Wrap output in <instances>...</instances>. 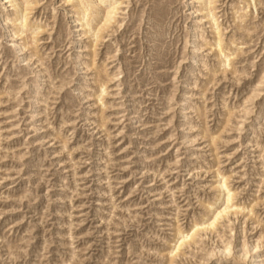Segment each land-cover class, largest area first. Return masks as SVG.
Masks as SVG:
<instances>
[{"label": "rangeland", "instance_id": "obj_1", "mask_svg": "<svg viewBox=\"0 0 264 264\" xmlns=\"http://www.w3.org/2000/svg\"><path fill=\"white\" fill-rule=\"evenodd\" d=\"M25 3L21 34L0 0V264H264V0L213 3L225 66L200 0L93 2L89 31Z\"/></svg>", "mask_w": 264, "mask_h": 264}, {"label": "bare ground", "instance_id": "obj_2", "mask_svg": "<svg viewBox=\"0 0 264 264\" xmlns=\"http://www.w3.org/2000/svg\"><path fill=\"white\" fill-rule=\"evenodd\" d=\"M68 1L74 2L73 5L77 9V13L80 16V18H78V19L83 21V22L81 21V24H82L81 26L84 27V30L89 31V29L93 25V22L97 18V15L99 14L100 11L97 9H93L94 11H93L92 17L89 16L90 18L88 20H84V17H87L86 15H87L88 11L92 10V9L91 10H89V9L93 7V2H97V4L95 6H96V8H99L102 1H106V0H88V2H86L87 0H85V2L83 0H68ZM215 1L216 0H200V2L202 4L201 10H203L202 14L204 17L205 27L210 28L212 33H213V41L211 42V44H209L210 50L215 53L216 58L218 59L219 65L225 66V65L230 64L228 62L230 61V55L232 53L226 52L227 48H225L223 45L224 43H223V37H222V35H223L222 29L220 28V24L218 23V18L216 17L215 8L213 7L214 6L213 3ZM247 1L249 2V0H247ZM8 2H12L14 7H15L16 14L19 18V22L17 23V28H18V31L21 32V34H23L25 32V31L23 32V28L26 26V23L28 20V18L26 17L27 15H25L24 11L28 8H27V6H26V8H23L24 6L22 7V3H25V2L28 3V0H8ZM116 3H117V1L111 2L110 6H108L106 14L103 15L104 16L103 22L100 23V24H102V27L106 28L107 25L109 23H111V21H112L111 14L117 8L115 6ZM117 5H118V3H117ZM22 9L24 10L23 11L24 13L22 12ZM21 34H20V36H22ZM199 36L200 35H199L198 31H196V29H192L190 31L189 42H190V46L192 47L191 55H190V58H192L191 61L196 60L198 52L202 49V46L197 44V41L199 40ZM206 43L207 42H205V44ZM205 44H202V45H205ZM207 47H208V45H207ZM261 77L263 78L264 74ZM101 85H102V82H101ZM225 183H226L225 180L219 183V185L217 187L219 192L221 191L220 190L221 188H226ZM220 200L224 201V206H222V208L216 207L215 209H212V215H211L212 219H208L207 221L196 223L193 227V232L191 233L192 237L198 231L206 230V229H210V228L212 229V227L216 223H218L219 219L225 217L226 214H228L230 212L231 208L233 207V204H230V202L232 201V195L230 193H226V195L224 194L222 198L218 199V201H220ZM218 201H215L213 204L209 205L207 208H213L215 204L217 206ZM178 234L180 236L177 238L175 245L173 246L174 249H172L171 253H173V251H175V250L179 251V248L182 247L186 243L187 237L190 236L189 234L184 236L183 233L181 232V230H178ZM190 240H191V237H190ZM257 246H258L257 244L250 245L242 253V256L244 259H246V258L248 259L249 257H251L249 264H259L258 260H259L260 255H257ZM228 249H229V246H225V248L222 252L227 253Z\"/></svg>", "mask_w": 264, "mask_h": 264}]
</instances>
